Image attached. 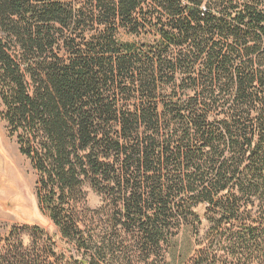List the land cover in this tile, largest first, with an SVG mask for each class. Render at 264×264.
Returning a JSON list of instances; mask_svg holds the SVG:
<instances>
[{
    "label": "trees",
    "instance_id": "16d2710c",
    "mask_svg": "<svg viewBox=\"0 0 264 264\" xmlns=\"http://www.w3.org/2000/svg\"><path fill=\"white\" fill-rule=\"evenodd\" d=\"M0 100L68 245L14 226L0 264H167L186 227L264 264L263 3L0 0Z\"/></svg>",
    "mask_w": 264,
    "mask_h": 264
},
{
    "label": "rangeland",
    "instance_id": "374dc122",
    "mask_svg": "<svg viewBox=\"0 0 264 264\" xmlns=\"http://www.w3.org/2000/svg\"><path fill=\"white\" fill-rule=\"evenodd\" d=\"M248 2L253 0H239ZM263 3L264 0H257ZM1 108V100H0ZM37 172L31 162L21 154L15 139L7 133L6 123L0 117V236L6 238L14 226L41 225L56 235V246L68 252V245L53 223L39 210L36 198ZM89 204L98 207L101 196L92 189L88 191ZM204 210L200 208L202 213ZM208 229V222L203 218L200 239ZM190 227L178 234L167 255V264H194L192 258L199 248L198 240ZM27 244L30 237L25 236Z\"/></svg>",
    "mask_w": 264,
    "mask_h": 264
}]
</instances>
